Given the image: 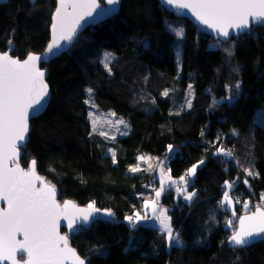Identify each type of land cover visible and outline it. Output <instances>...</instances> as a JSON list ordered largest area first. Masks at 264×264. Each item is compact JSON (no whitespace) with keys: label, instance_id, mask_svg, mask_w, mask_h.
Returning <instances> with one entry per match:
<instances>
[{"label":"trees","instance_id":"16d2710c","mask_svg":"<svg viewBox=\"0 0 264 264\" xmlns=\"http://www.w3.org/2000/svg\"><path fill=\"white\" fill-rule=\"evenodd\" d=\"M55 8L56 0L1 5L0 50L14 45L13 56L20 59L43 52ZM170 25L182 27L183 37ZM104 50L115 54L111 72L102 63ZM44 67L52 99L46 113L31 121L21 164L28 168L34 159L61 201L94 202L114 214L113 221L95 222L70 237L88 264H264V241L231 248L232 228L226 225L234 219L237 228L245 202L251 207L263 201L264 128L255 118L264 107V27L225 43L158 0H123L118 15L86 30ZM237 83L241 93L229 103L228 88L234 94ZM88 89L99 110L129 121L128 136L110 140L92 132ZM220 147L232 156L216 154ZM110 148L115 162L107 155ZM140 157L168 158L166 168L177 181L204 161L194 177H187V191L196 193L191 203L174 189L160 199L183 245L169 246L158 228L125 220L140 212L159 185L154 168L130 171ZM225 181L235 182L230 192L239 201L235 216L220 207Z\"/></svg>","mask_w":264,"mask_h":264},{"label":"snow or ice","instance_id":"6c2138e0","mask_svg":"<svg viewBox=\"0 0 264 264\" xmlns=\"http://www.w3.org/2000/svg\"><path fill=\"white\" fill-rule=\"evenodd\" d=\"M106 3L111 7L102 9L98 19L115 12V6L119 5L120 0H106ZM163 3L177 10H188L200 24L216 34L218 41L220 37L228 41L230 35H239L255 24L264 26V0H163ZM97 9H101L98 0H58L53 17L52 41L45 55L53 53V49H60L61 41L71 42L81 22L86 17H93ZM169 27L178 37H183L182 27ZM9 51L0 53V201L6 203V208H0V261L20 264L17 259L19 253L24 264H67L68 261L71 264H86L76 250L69 246L67 235L61 234V221L66 222L69 232H74L78 230L77 225H88L100 209L95 207L94 202L89 203L86 208H81L70 200L58 203L55 185L37 174L34 159L28 170L20 166V149L24 147L29 131L30 110L35 115L43 108L41 101L48 94V85L44 80L45 72L38 67L43 59L41 56L29 54L21 61L13 58ZM111 58V53H105L104 66L109 72ZM239 87L237 83L235 88L238 90ZM87 91L91 96L92 90ZM189 94L191 95V85ZM164 95L168 93L165 92ZM186 106L191 107L190 100ZM118 123L123 124L124 121L120 120ZM93 125L95 129V121ZM111 139H115V136ZM168 150L172 151L171 145ZM216 154L232 156V152L223 147L218 148ZM112 155L115 162V153ZM203 163V160L199 162ZM199 164L193 165L179 181L171 178L168 169V187L186 201H191L196 195L195 192L187 191V177L195 176ZM158 167L160 188L154 189L155 199L145 200L144 215L134 212L126 219L132 224L147 219L151 214L158 221L159 230L165 235L169 246L173 243L182 244L179 234L172 228L167 209L159 204L166 182L163 179L165 165L159 164ZM139 170V167L130 169L132 172ZM244 171L248 176L254 175L251 169ZM37 182L41 187H37ZM243 182L248 183L247 180ZM234 184V181H225V191L219 202L221 208L232 209L233 216L234 202H239L230 195ZM261 199L264 200V195ZM243 207L248 210L249 203L245 202ZM105 215L111 217L114 214L106 210ZM226 225L232 228L228 242L233 246H244L252 243L254 237H264V204L255 205V210L250 215L239 218L238 228L233 227V220H227Z\"/></svg>","mask_w":264,"mask_h":264},{"label":"water","instance_id":"95a60500","mask_svg":"<svg viewBox=\"0 0 264 264\" xmlns=\"http://www.w3.org/2000/svg\"><path fill=\"white\" fill-rule=\"evenodd\" d=\"M8 1H9V0H0V6L3 5V4H6ZM158 1L161 3V5H162L163 7H165V8L167 9V11H169V12L172 13V14H174L176 17H178V18H185V19H188V20H189L190 22H192L195 26H197L198 29H199L201 32H203V33H205L206 35H209V36H211L213 39L217 40V36H216V34H215L211 29H208L205 25L200 24L199 21H197L196 18H195V17H194V16H193L188 10H177V9H174V8H172L171 6H169V5L165 4V3H163V0H158ZM30 2H31V3H36L37 0H30ZM122 2H123V0H120L119 5L115 6V7H116V11L113 12L111 15L104 16L103 19H98V18H97V17H98V14L101 12L102 9H104V8H106V7H111V6H108V5H107L106 0H98V3H100V5H101V9H97L96 13L93 14V17H86L85 20L81 22V26L78 28L77 33H76V35L73 37L72 41H71V42L61 41V48H60V49H58V50H57V49H53V53L45 55V54H46L47 47H48V45H49V44L51 43V41H52V36H53V34H52V24L54 23L53 17H54L55 10H56V8L58 7V0H56V8H55V10H54V12H53L52 20H51V25H50V29H49V30H50V41H49V43H48L46 49H45L43 52H41V53H30V54L39 55V56H41V57L43 58V59L38 63V67H39L42 71L45 72L44 80H45V82H46L47 85H48V94H47V96L44 97V99L41 101V103L43 104V108L40 109V111H39L38 114L33 115V114H31V110H30V116H29V121H28V124H29V131H28V133H27V137H26V140H25V142H24V147H22V148L20 149L19 164H20V166H21L22 168H24V167H23V165L21 164V159H22V157H23L24 150H25V148H26V146H27V144H28V142H29L30 134H31V131H32L31 121L34 120V119L40 118L41 116H43V115L46 113V111H47V109H48V107H49V105H50V103H51V99H52L51 88H50V86H49V84H48V82H47V79H48V76H49V69H48L47 67H44V66H45V65H48L52 60L59 58V57H60L61 55H63L64 53H67V52L73 47V45L76 43L78 37H79L81 34H83L86 30H88L89 28H91V27H93V26H96V25H98V24H100V23H102V22H105L106 20H108V19L111 18V17H115L116 15H118V14L120 13V10H121ZM259 26H262V25H260V24H255V25H253L250 29L246 30L245 32H243V33H241V34H239V35H230V37L228 38V41H229L232 37H239L240 35H243V34H245V33H250L251 30H252V28H254V27H259ZM262 27H264V26H262ZM219 40L222 41V42H225V43L228 42V41H224V38H223V37H220ZM9 50H10V51H9ZM13 50H14V45H12V46L10 47V49H8L7 51H9V54H10L13 58H18V57H14V56L12 55ZM2 52H3V51L0 50V53H2ZM18 59H20V58H18ZM20 60L23 61L24 59H20ZM29 167H30V164H29L28 168H29ZM28 168H24V169H25V170H28ZM36 171H37V174H38L39 176H41L42 178H44V180H45L46 182H50L51 184H53L51 181H49V180L47 179V177H45V176L39 174V172H38V170H37V162H36ZM53 185H54V184H53ZM37 187H41V185H40L39 182H37ZM55 187H56V186H55ZM56 193H57V196H56V198H57V202L63 204L64 201H61V200L59 199V195H60V194H59V191H58L57 187H56ZM66 201H68V200H66ZM70 201L74 202L77 206H79V207H81V208H86V207H87V206H84V205H80V204H78L77 202H75V201H73V200H70ZM95 207H96V206H95ZM0 208H6V203L0 201ZM96 208L100 209V212L95 214V217L89 222L88 225H86V226H84V227H80L79 225H77V228H78L77 231L69 232V231L67 230V228H66V222H65V221H61L60 232H61L62 235H67V237H68V241H69V246H70L71 248L75 249V248L72 246V244H71V240H70V237H71V236L79 234V233H80L82 230H84V229H90V228L92 227V225H93L95 222H98V221H107V222H110V221H113V220H114V217H113V216L109 217V216H106V215H105V211H106L105 209H101V208H99V207H96ZM107 211H108V210H107ZM250 214H251V212H250V213L243 214L240 218L244 217L245 215H250ZM237 228H238V226H237ZM18 239H22V237H18ZM260 241H264V237H254L252 243L247 244V245H244V246H233V245L229 244V242H228V244H229V246H230L231 248L241 249V248L249 247V246H251V245H253V244H256V243H258V242H260ZM75 250H76V249H75ZM76 252H77L78 255H80V254L78 253L77 250H76ZM80 257H81L82 259H84L81 255H80ZM17 259L20 261V264H24V261L20 258L19 253L17 254ZM24 259H26V256H25ZM84 260L86 261V264H88V261H87L86 259H84ZM0 264H11V262H10V261H0ZM67 264H71V261H68Z\"/></svg>","mask_w":264,"mask_h":264},{"label":"rangeland","instance_id":"374dc122","mask_svg":"<svg viewBox=\"0 0 264 264\" xmlns=\"http://www.w3.org/2000/svg\"><path fill=\"white\" fill-rule=\"evenodd\" d=\"M174 28V27H173ZM14 51V50H13ZM105 53H111L112 54V58L110 60V64L112 62V60L114 59L115 57V54L109 50H104L102 51V63H103V66H104V56H105ZM12 55H13V52H12ZM177 62H178V65L179 67L181 66V51L179 50L178 53H177ZM109 64V66H110ZM105 67V66H104ZM241 93V84H240V87L239 89H235V92L234 94L231 92V89L228 88V94L229 96L226 98V101L229 102V103H232ZM236 94V95H235ZM87 105H88V108H89V121L91 123V128H92V132L94 134H99L101 135V133H105V135H102L103 137H106L110 140H115L117 138H123V137H126L128 136L130 133H131V125L129 123V121L125 118H122V117H119L117 116L114 112H105V111H101L99 110L97 107H96V104L94 102V97H93V93H91V96H89L88 94V91H87ZM114 114V115H113ZM120 120H123L124 123L123 124H119L118 122ZM93 121H95V129H94V125H93ZM255 121L262 127L264 128V107L258 111L257 113V116L255 118ZM126 125V126H125ZM112 136H115V139H111ZM115 153L116 155V152L115 150L113 149H108L107 150V155L108 156H111L113 158V155L112 153ZM148 157V156H147ZM145 157V159L143 160H140L139 161V165H137L136 167H139V168H142L144 166L148 167L149 168V165H152L151 169L154 168L155 169V177L158 179V182H159V179H160V168L158 167L159 164H164L165 165V172H164V177L163 179L165 180V191L169 190L170 188L168 187L167 185V180H168V170L166 168V162H167V159L168 158H165L163 160H153L152 158H147ZM150 157V156H149ZM22 160V159H21ZM22 163V161H21ZM202 164H199V167L201 166ZM198 167V168H199ZM197 168V169H198ZM196 175V174H195ZM194 177V176H192ZM190 178V177H189ZM188 179V178H187ZM158 185V184H157ZM160 188V183L158 185V188L157 190H159ZM164 191V192H165ZM164 192L161 194V197L162 195L164 194ZM180 196V199L182 198L183 202H186V203H191L194 199V197L192 198L191 201H186L183 196L179 195ZM151 197V196H150ZM148 198L147 200H153L155 199V195L152 197V198ZM161 197L159 198V204H160V199ZM261 204H264V200L262 201ZM144 205V204H143ZM160 206L164 209H167L165 207H163L161 204ZM255 207V205H251V207L249 206V209L248 210H245L243 212H246L248 213L249 212H252L254 211L255 209L253 208ZM160 209L158 208L157 211H159ZM150 211V210H149ZM168 209H167V215L169 216L168 214ZM140 213L141 215H144V212H143V206L140 210ZM128 217V216H127ZM125 220L127 222H129L126 218ZM234 220V219H233ZM138 225H148V226H151V227H155V228H158L159 229V224H158V221H156L155 219H153L152 215L149 214L148 218L147 219H144V220H140L139 222H136V223H132V226H138ZM172 225V224H171ZM174 230V229H173ZM175 232V230H174ZM180 239V237H179ZM180 241L182 242V240L180 239ZM176 243H173L172 245H174ZM176 245H183V242L182 244H176Z\"/></svg>","mask_w":264,"mask_h":264},{"label":"built area","instance_id":"2783aa9c","mask_svg":"<svg viewBox=\"0 0 264 264\" xmlns=\"http://www.w3.org/2000/svg\"><path fill=\"white\" fill-rule=\"evenodd\" d=\"M134 223H136V222H134Z\"/></svg>","mask_w":264,"mask_h":264},{"label":"flooded vegetation","instance_id":"af4514ba","mask_svg":"<svg viewBox=\"0 0 264 264\" xmlns=\"http://www.w3.org/2000/svg\"><path fill=\"white\" fill-rule=\"evenodd\" d=\"M25 168V167H24Z\"/></svg>","mask_w":264,"mask_h":264}]
</instances>
